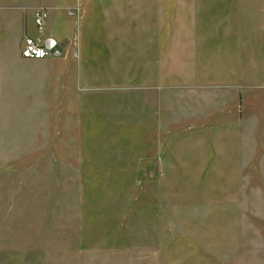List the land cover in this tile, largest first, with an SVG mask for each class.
I'll return each mask as SVG.
<instances>
[{
	"label": "crops",
	"instance_id": "1",
	"mask_svg": "<svg viewBox=\"0 0 264 264\" xmlns=\"http://www.w3.org/2000/svg\"><path fill=\"white\" fill-rule=\"evenodd\" d=\"M40 6L48 11L44 30L35 23ZM0 31L5 54L12 48L25 61L33 60L21 56L25 35L51 36L63 50L44 58H58L47 76L0 72V121L5 97L15 92L27 103L33 96L34 104L57 106L65 90L58 81L69 75L90 86H129L99 92L114 104L98 106L96 124L107 122L106 145L133 147L128 158L118 150L121 165L111 175L153 178L161 197L156 213L144 218V236L116 233L109 242L114 253L127 255L129 264H251L258 247L251 251V218L238 215L241 192H228L225 204L235 215L202 241L201 219L209 218L170 194L182 178L213 176L205 172L219 170L221 153L233 171L260 160L248 147L264 145V0H0ZM82 112H92L85 102ZM137 149L142 155L134 158ZM220 237L227 244L214 246ZM122 238L129 244L122 247Z\"/></svg>",
	"mask_w": 264,
	"mask_h": 264
},
{
	"label": "rangeland",
	"instance_id": "2",
	"mask_svg": "<svg viewBox=\"0 0 264 264\" xmlns=\"http://www.w3.org/2000/svg\"><path fill=\"white\" fill-rule=\"evenodd\" d=\"M0 40L5 41V31H0ZM5 57L11 63L8 66ZM56 59L25 61L12 48L5 54V44L0 42L3 73L44 77L51 73V62ZM71 77L58 81L65 90L57 106L44 99L34 104L33 96L27 103L24 93L5 97V120L0 121V264H129V257L114 253L109 242L116 233L128 235L131 231L135 238L144 236V218L156 213L153 206L161 197L160 183L132 176L130 171L111 175L117 172L113 170L116 159L122 156L118 150L124 149L128 158L133 147L106 145L105 138L111 136L105 128L107 122L100 129L96 124L98 106L114 104L113 96L100 97L99 92L129 86H90ZM84 102L92 111L86 115ZM99 132L104 136L100 143ZM126 135L128 130H122L121 136ZM248 150L260 157L249 170H229L224 152L219 170L205 172L213 176L182 178L184 185L171 189L175 192L170 195L176 202L197 204L195 213L209 218L201 219L205 223L202 241L210 239L208 230L213 232L222 219L235 215L225 204L228 192H241L238 215L251 218V251L258 247L251 264H264V221L260 220L264 219V145H251ZM132 154L137 158L142 152L137 149ZM102 168L106 170L99 171ZM220 239L209 243L227 244L225 237ZM125 242L122 238V247L129 244Z\"/></svg>",
	"mask_w": 264,
	"mask_h": 264
},
{
	"label": "built area",
	"instance_id": "3",
	"mask_svg": "<svg viewBox=\"0 0 264 264\" xmlns=\"http://www.w3.org/2000/svg\"><path fill=\"white\" fill-rule=\"evenodd\" d=\"M48 11L46 7L40 6L35 13V23L39 30H44L47 24ZM63 52L60 44L51 36L43 39H36L32 36L23 37L21 56L28 59H44L54 55H61Z\"/></svg>",
	"mask_w": 264,
	"mask_h": 264
}]
</instances>
